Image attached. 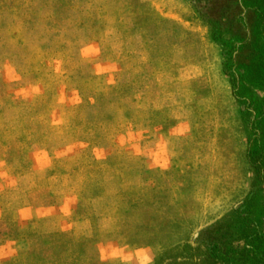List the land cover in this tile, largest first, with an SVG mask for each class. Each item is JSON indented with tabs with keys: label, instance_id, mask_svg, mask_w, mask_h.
Instances as JSON below:
<instances>
[{
	"label": "rangeland",
	"instance_id": "1",
	"mask_svg": "<svg viewBox=\"0 0 264 264\" xmlns=\"http://www.w3.org/2000/svg\"><path fill=\"white\" fill-rule=\"evenodd\" d=\"M93 1L96 39L78 49L68 40L72 30L55 28L38 41L23 38L12 15L0 18V98L10 102L0 104L9 128L0 119V138L15 139L0 146L11 153L0 160V191L3 204H18L0 205V264L32 250L50 263L113 264L143 248L153 251L151 264H264V0H183L171 12L151 0H126L133 13L112 0ZM20 41L35 74L29 81L13 56ZM112 86L128 95L107 107L112 134L93 146L83 118L77 125L69 109ZM34 139L45 146L31 145ZM92 157L98 166L90 171ZM29 170L36 176L28 185L41 192L49 185L52 195L54 179L73 191L87 177L104 176L109 192L126 194L119 230L77 244L73 231L53 232L51 222L24 249L38 221L33 231L20 221L27 183L9 188ZM61 214L69 224L87 211L64 207ZM54 239L81 251L61 259Z\"/></svg>",
	"mask_w": 264,
	"mask_h": 264
},
{
	"label": "trees",
	"instance_id": "2",
	"mask_svg": "<svg viewBox=\"0 0 264 264\" xmlns=\"http://www.w3.org/2000/svg\"><path fill=\"white\" fill-rule=\"evenodd\" d=\"M112 1L114 2V4L120 3V7L123 13L134 12L133 5L127 3L126 0ZM141 2H148V0H141ZM98 8V5H96L93 0H0V18L4 15H12L15 19L14 26L23 36V38L26 36L27 38L37 36L38 41L46 39L55 28H62L65 31L72 30L71 36L73 39L75 38L74 40L77 39V41L74 42L72 38L70 40L71 36L68 37V40L71 42V44H73L71 49H78L80 45L95 41L96 39V29L98 24V20L96 19V11ZM73 29H76V31H74ZM17 45L18 47L16 48V52L15 54H13V56L20 61L18 65L20 68H22L23 76L25 77V79L29 81L35 74L30 71L31 66L25 63L28 55L27 43H23V41H20L17 43ZM63 47L64 50H69L68 47ZM0 48L3 47L1 46ZM126 95H128V89L120 86H112L106 89L92 90L91 92L86 93V95H83L79 107L69 109V112L75 123L77 125L80 124L81 118H83V123L86 125V129L91 131L90 135L92 139L88 140L90 144H92L93 146H103L105 144L107 138L112 134L109 127L112 124L114 125V123L112 122L113 116L109 111H107V107L119 100H122ZM0 104L3 106V109H6L10 102L4 96H2L0 98ZM85 111L88 114L82 117L81 115ZM0 119L2 121L1 115ZM126 119H128V117H124V121ZM120 126L121 123H116L117 131L119 130ZM2 128L4 131H8L9 129L3 121ZM1 136L2 134L0 133V137ZM14 142L15 139L11 134L8 133H4L3 137L0 138L1 147L5 144H14ZM3 154H5L7 157V155L10 156L11 153H4L0 149V160L3 158ZM91 159L92 163L89 167L91 168L90 171H93L92 169L96 168L98 164L93 157ZM100 165L102 168L108 166L107 163H101ZM35 176L36 175L32 174L30 177ZM27 177L28 175L20 176L18 186L19 188L23 186ZM104 179V176H102L100 181H96L94 176L87 177L88 181H86L83 186L73 191L67 190L66 188H61L60 185L62 182L60 180L54 179L52 182L53 185H56L55 188H57L56 195H52V190L48 185L52 183L51 181H47L46 184L48 185V187L43 192H41V190H43L42 188L35 187L33 189L32 193L34 194L33 197L29 198V203H61L66 195H75L77 198L75 205L76 214L79 215L80 212L84 209L87 211V215L81 218L79 217L78 220L93 217L95 218L94 225H98L97 217H94V205L100 198L104 197L106 192L109 190L106 187ZM52 189L54 188L52 187ZM125 195L126 194H124L122 190L117 191L115 194V201L117 203L116 232L119 230L120 224L119 218L121 207H119V204L121 202V199ZM26 202L22 205L27 206ZM42 226V222H38V230L34 231L32 235H28V237L23 238L24 249L31 248L32 244L29 242V239L31 237L41 238V236L44 235ZM11 230L12 229L10 228V231ZM100 240L101 238L99 229H97L96 234L93 237L77 239L76 243H79V241H85L87 243L95 244L100 243ZM77 244L66 246L62 240L54 239L51 241L50 245L57 248V251H59L58 254H60L61 259H72L81 251V246ZM63 245H65V247H63ZM25 260L28 261L26 262V264H59L58 260H60V258L56 257V259H53L50 263L43 259L40 252H35L34 250H32L26 257H19L18 261L15 264L25 263ZM207 263V258H204L202 260L198 259V261H193V263L190 264Z\"/></svg>",
	"mask_w": 264,
	"mask_h": 264
},
{
	"label": "crops",
	"instance_id": "3",
	"mask_svg": "<svg viewBox=\"0 0 264 264\" xmlns=\"http://www.w3.org/2000/svg\"><path fill=\"white\" fill-rule=\"evenodd\" d=\"M151 1H154L158 5V8H163V9L167 8L168 11L170 12L180 8L183 3V0H151ZM37 143L40 144V147L45 146L44 140L42 141L41 139L30 140L31 145L33 144L35 145ZM31 171L32 170L26 172L27 173L26 175H28L25 181L27 185L30 182V180L34 178V177H30L32 174H29V172ZM18 186H19V179L16 181L15 185L9 189L12 190L14 189V191H18L20 189ZM35 187L38 188V186L35 185V182H33L32 185L30 186L28 185L25 188V192H27V197H26L27 206L24 207H28V208L22 210V212L25 211L24 215L20 214L21 223L26 226H29V224H31L32 231L35 228V226L33 225L34 221H38V222H42L44 226L47 225V223L54 222L53 225L55 231L53 232L62 233L65 232L67 229H69L70 232L73 231V234L76 239L91 238L96 234L97 229H99L101 240H106L108 237H112L115 234L116 225H117V219H116L117 205L115 201V194H116L115 192H109L108 190L105 196L100 198L97 201V203L94 205V217H97L98 225H94L95 218L93 217L87 219L75 220L68 224V220L64 217V215L62 216L61 211L64 207L66 208L75 207L76 196L66 195V197L63 199L61 203L53 202V203H42V204L41 203L30 204L29 203L30 197L28 195L33 191ZM50 189H52L51 186ZM3 193L4 192L0 191V205L2 206V208L4 206L3 211L8 210L7 207H12L13 209L14 205H16L17 203H13V202L9 203L7 201L5 204H3L2 201ZM111 199L114 200V202L111 203ZM32 207L33 208L40 207V208L33 209ZM41 210L49 211V213L39 214ZM43 232H45V230ZM154 258L155 255L153 254V251L150 248L136 249L131 255L129 261H127L126 258H123L118 261L113 260V264H151L153 263Z\"/></svg>",
	"mask_w": 264,
	"mask_h": 264
}]
</instances>
